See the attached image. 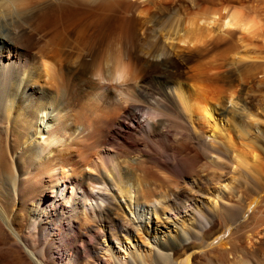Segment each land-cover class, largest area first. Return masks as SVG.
I'll list each match as a JSON object with an SVG mask.
<instances>
[{
  "label": "bare ground",
  "instance_id": "bare-ground-1",
  "mask_svg": "<svg viewBox=\"0 0 264 264\" xmlns=\"http://www.w3.org/2000/svg\"><path fill=\"white\" fill-rule=\"evenodd\" d=\"M138 1L21 0L20 10L0 20V224L24 244L32 264H258L260 259L264 264V228L247 241L249 246L240 241L227 246L220 238L252 208L253 200L247 207L240 199L239 205L219 209L217 197L234 193L228 179L219 178L212 188H204L192 177L200 156L215 163L225 159L240 176H249L256 189L264 187V124L259 123L258 136L249 139L245 104L234 102L232 91L212 87L240 73L249 75V86L264 82L258 79V73L264 77V51L248 49L243 38L256 39L264 48V0L191 6L167 20L158 16L161 12L146 15L149 8L142 9ZM117 9L122 12L118 19ZM155 24L160 26L159 34L149 30ZM138 35L141 40H136ZM143 50L148 54L146 70L134 63ZM232 51L240 52L237 62H245L233 68L232 63L221 62L217 68L222 70L216 72L214 65L206 66L211 56ZM107 52L128 61L135 82L146 75L145 81L130 88L132 106L125 113L129 119L145 113L160 116L153 123L147 117L144 122L137 120L147 136L164 132L165 122H170L166 130L174 138L168 145L162 139L159 149L138 152L122 141L114 150L94 156L104 144L108 120L123 109L111 105L109 92L88 75ZM151 72L154 78L147 76ZM75 98L78 104L73 108ZM86 105L96 110L91 131L78 127ZM259 108L255 106L256 115L262 117L264 107ZM146 155L148 160L143 158ZM138 173L147 180L168 178L177 188L176 177L189 178L194 188L188 192L202 189L204 194L192 197L186 190L168 191L170 185L164 188L162 182L161 188L155 185L157 192L150 191L141 186ZM160 174L166 175L161 179ZM90 183L112 193L94 194ZM67 188L72 190L70 196L105 203L85 228L83 219L71 214L73 209L63 216ZM43 195L50 197L49 203L41 201ZM189 199L196 206L182 213L190 220L185 224L170 212L172 208L183 212ZM58 200L62 213L56 211ZM153 200L159 205L151 209ZM220 216L224 224L218 225ZM24 225L34 244L20 232ZM41 242H48L47 250L38 249Z\"/></svg>",
  "mask_w": 264,
  "mask_h": 264
},
{
  "label": "rangeland",
  "instance_id": "rangeland-1",
  "mask_svg": "<svg viewBox=\"0 0 264 264\" xmlns=\"http://www.w3.org/2000/svg\"><path fill=\"white\" fill-rule=\"evenodd\" d=\"M192 1L191 0L190 1L189 0H178V1L177 0H174V1L167 0V2H166V0H165V2L164 1L162 2V0H148V1L147 0H139L138 2H142L141 3L142 9L143 8H146V9L149 8L146 11V15H149V14L151 15V14H154L155 12H156V15H158L161 12L160 15H158V16L161 19L163 17V20H167L168 18L169 19L172 18L175 15V13H177L179 11L181 12V10H183L184 8L185 9H189L192 7L195 8L196 6H205L207 4H212V3H218V4H229V3H231V4L232 3H238V4L241 3L242 4L243 3L244 5H248V4L252 3L250 0H240V2H238V0H231L232 2H230V0H208V1L207 0H204V1L203 0H192ZM175 2H177L179 4H177ZM178 5H179V7H178ZM141 6H140V8H141ZM185 6H188V7H185ZM177 7L179 10L176 9ZM160 9H161V11H160ZM117 13H116V18L118 19V18H120V17H118V15L122 14V12H120V10L117 9ZM155 26L154 25L152 27L150 26L151 29L149 28V30H152L154 28L153 29L154 31L152 30L153 33L156 32L155 34H159L160 33V29H159L160 26H159V24H155ZM140 31H141V29H138L137 33L140 34L141 33ZM152 31H149V32H152ZM154 35H152V37H154ZM243 38H244V41L246 40L245 43H248V45H249V46L246 45L248 47V49L251 48L250 50H252L253 48L254 49L256 48L255 50H257V51H260V50L264 51V48L259 44V42H257L258 40L250 39V38L248 39V37H243ZM137 39L141 40L142 37L140 35H138L136 40ZM237 40L238 39L236 37L235 41L239 42V40L238 41ZM161 44H164V46L166 47L167 41L165 42V40H162ZM143 51H145V50H143ZM143 51L138 52L139 56L134 58L135 59L134 63L136 64V67H142L146 70L147 69V62H145V61H146V59H148V54H146V51L145 52H143ZM235 52L236 51H232L229 54H227L225 56H221V57H220V55L219 56L214 55V57L211 56L207 60V63H205V64H206V66H210L211 64L214 65L215 68L213 70L215 72L222 70V69L220 70L219 68H217V66L221 62H223L226 65H229L230 63H232V64H230L232 68L234 66L237 67V65L240 66V64L244 63L245 61L237 62V58H238L237 56H238V53L240 54V52H237V53H235ZM231 54H233V55L231 56ZM248 61H250V60H248ZM205 64H203L202 66H205ZM224 69L225 68H223V70ZM213 70H212V72H214ZM235 73H236V70H235ZM240 74H241V76L238 78H235L234 76H233V78H231V80L226 78L224 80H221V81L215 83L212 87H215V88L218 87L217 89L227 90L228 91L227 93H230L232 91L233 101L237 102V103L241 102V103L245 104L244 110H243L245 112V116L243 118L245 121L244 124H246L245 126H246V128L249 129V131L251 130L249 139L253 138V140H254L255 135L258 136V133L256 131H257L258 125H260L259 123L264 124V116L258 117L256 115V111H255L256 105L257 106L260 105L261 108L264 107V99H263V95H264V85L263 84H264V82L258 87L256 86V84H252L251 86H249L250 82L249 83L247 82V80L250 79V78H247V77H249V75H245L242 73H240ZM155 75L156 74H154V72H151L147 76L154 78ZM242 75H243V77H242ZM254 76L255 75H253V77ZM258 76H259L258 79H263V81H264V77H262L261 74L258 73ZM140 79H138L139 81L133 83L130 86V88L137 87L138 83L140 84V83H142V81H145L146 75L144 77H141ZM58 80H59V82H61L60 78L57 79V82H58ZM244 80L246 81L247 85L245 84V82H243ZM76 87H78V86L74 85L73 90L75 92H78V88L76 89ZM83 88L86 90H90V87H87L85 85L83 86ZM100 91H104V89H102ZM107 91L109 92V95L113 98V100L115 101L114 94L110 90H107ZM260 91H262V92H260ZM82 100L84 101V99H82ZM114 101L111 103V105H113L115 103ZM163 102H165V104L168 103L164 100H163ZM135 103L140 104L141 102L136 101ZM77 104H78V99L75 98V102L72 105L73 108L74 107L76 108ZM226 104L228 106H231V104L229 102H227ZM119 106L121 107V109L122 108L123 109H122V111L120 110L116 114L115 117L113 116L110 120H108V126L109 127L107 126L108 129L106 130L107 132L105 135L104 144L99 147V150L94 154V156H97L98 154H100V152L104 153L105 151L114 150L115 148L120 146V144H121L120 142H122V141L124 142L125 145L129 146L134 151L136 150L138 152L139 151L144 152V151H147V149H150V147H152V149H153V147L155 149H159V146L157 147L158 140L163 139V140H165V142L168 145V143L174 138L173 136H170V133L167 132V130H166L167 127L170 126V122H165L166 124L164 127V132H162L160 134H157L156 132H155V134L154 133H148V136H147L145 131H144L145 129L142 126H140L139 121H137V120H141V122H144L145 118H142L144 116H140L139 119H136V118L129 119V117L125 113V108L122 107L120 104H119ZM90 108H92V109H90ZM261 108H259L260 111H261ZM262 109H264V108H262ZM93 110H94V108L92 105L91 106H89V105L83 106L82 111L79 114V121H78V123L80 124L78 126L79 129L85 131L86 127H87V129H89L91 131L93 126H95L96 115L94 114L95 113L94 111H96V110H94V111ZM260 111H259V113H261ZM138 115H140L139 112H138ZM109 116H111V115H109ZM158 118H160V116H158ZM93 119H94V121H93ZM257 119H260V120H257ZM175 120L177 122L178 121L180 122L179 119H175ZM154 121L156 122V119ZM181 122L183 123L182 119H181ZM223 122H225V120L222 121V123ZM149 123H153V120H151V121L149 120ZM164 133L166 136L163 135ZM251 134H254V135H251ZM251 136H253V137H251ZM143 158H145V160H148L150 157H149V155H146ZM196 161H197L196 165L194 164V166H195L194 171L193 172L191 171L193 173L192 177L194 176L195 179H198L204 188H212L213 185L218 181L217 179H219V178H221V179L225 178L226 179L227 178L228 180H226V181H229V186H231L232 189H234L233 191H231V193H233V192L234 193L230 197H228L226 195L223 198L222 197L220 198L219 196L217 197V199H218L217 206L219 209L227 208L228 206L232 207L231 205H233V206L239 205L238 203H240L239 202L240 199L244 200L245 206L247 207V204H249L253 200V202L251 203V206H250L252 208L251 209L248 208L247 210H245V212H243L244 210H242L243 214L239 217V220L236 221L235 225L234 224L229 225V228L227 230H225V232H223V234H220L221 240L222 241L224 240L227 242L226 245L230 244V243H238L240 241V242H242V244L244 243V244H246V246H249V244H248L249 239H251V238L253 239L256 232L260 231L262 228H264L263 227L264 226V187L261 188L260 190L256 189L254 181L251 180V178L249 176H246L244 174H242V176H240L241 174L237 173L235 166H233L234 168L229 166V164L226 162L225 159H219L218 160L219 163H215L212 160L210 161V158L200 156L199 159H197ZM153 169L156 170V168L154 166H153ZM86 171L88 172L90 170L86 169ZM140 174L141 173H138L137 177L138 178L140 177L139 181L141 184L144 183L141 186L144 188H147V189L149 188L148 190H150V191L155 192V190H156V192H157V189L161 188L160 187L161 182H162V184L164 183L163 185H161L164 188H167L166 185L167 186L170 185V183L167 182L168 178H166V179L164 178V176L166 174H160L161 179L163 177L165 181L164 180H158V179H152L150 177H148V180H147L146 176H144L142 174L140 175ZM176 178L178 179L179 183L183 186V188L187 186L186 187L187 189H183L182 187L180 189V184H179L178 188H177V186L175 187V186H173V184H171L168 191L174 190V189H176L174 191H178V192L180 190L181 191L186 190V192L189 193V195H191L192 197H200L199 195L202 193V189H200L199 191H196L195 189H193V191H191L192 193L188 192V189H191L192 186L194 188V185L190 182L189 178L184 179L183 177H180V176H178ZM68 179H70V177ZM144 179H146V182ZM243 179H245V180H243ZM67 181L70 182L69 180H67ZM90 185H91L90 189H92L94 194L97 192L102 193V191L103 192L105 191L104 193L107 192L108 194L112 193V191L105 189V187L103 188L102 185L99 186L98 184H92V183H90ZM155 185L158 186L157 189H156ZM99 187L102 189H100ZM107 188L115 190V188L112 186H109ZM53 191H56V187L53 188ZM71 191H72L71 188H67V192H66L67 202H65L66 200L64 201L65 198L63 199V201L58 200L56 202V205H57L56 211L59 213H62V210L60 209V202L61 201L64 202L65 203V211L63 213L64 218L68 217V215L70 213L68 211L73 209L74 211L71 214H74L76 216L78 215L81 219H83L82 220L83 221V228H85L90 223V219H92L95 216L96 212L103 211V209L105 207V203L102 200L93 199V198L92 199L87 198L85 200H81L80 196L77 195L78 196L77 197L76 194H71V196H70ZM77 191L80 194L82 192L78 188H77ZM224 191L229 192V190H227V189H224ZM202 194H204V193H202ZM167 196L169 197L170 194L167 193ZM171 196H172L171 198H173V195H171ZM201 197L203 199L206 198L203 195H201ZM40 199L45 204L49 203L51 200L48 195H43V196H41ZM116 201H119L121 203L123 202L122 199H117ZM193 202H194V199H192V200L189 199V201L187 202V204H189V206L187 208H183L182 209L183 212H181V210H179V212L174 211L172 208V210H171L172 212H170V215L174 219L176 218L177 220H179V217H180V220L181 221L185 220V224H186L190 220H188V218H187L188 216L185 217L184 214H182V213H184L185 210H186V213H190L191 210L194 211V206H196V204ZM157 203H158L157 201L153 200L148 206L151 209H153L154 206L159 205V203H158V205H157ZM167 203H170V202H167ZM222 204H225V206ZM25 215H24V220L26 218ZM87 219L89 221H87ZM221 219H222V217L220 216V217H218V220H216V223L218 225L221 224L219 221H221V222L223 221ZM85 221H87V222H85ZM60 224H61V221H60ZM222 224H224V223L222 222ZM24 226L25 227H23L20 232L23 231L22 233L24 235L26 234L25 235L26 241L28 240L29 242H31V241L33 242V240L27 236L28 235L27 234V230H28L27 226L26 225H24ZM58 226H59V223H57L56 228ZM0 229H1L0 230V264H32V261L30 260V256L28 254L29 251L28 252L26 251L24 244L21 241H18V240L15 241L8 233H6L4 231V229L2 228V224H0ZM250 234H251V236H250ZM216 239L214 240L215 242H213L214 245L216 244V242L218 240V239L217 240ZM225 239H227V240H225ZM236 241H238V242H236ZM44 243L45 244H43V242H41L40 246H38V244H37L38 249H40L42 246H44V248H46V250H47L46 244L48 242H44ZM32 244H34V242ZM258 261H259L258 264H261V263L263 264L261 259Z\"/></svg>",
  "mask_w": 264,
  "mask_h": 264
},
{
  "label": "clouds",
  "instance_id": "clouds-1",
  "mask_svg": "<svg viewBox=\"0 0 264 264\" xmlns=\"http://www.w3.org/2000/svg\"><path fill=\"white\" fill-rule=\"evenodd\" d=\"M21 0H0V20L13 16L21 9ZM89 78L99 88L110 90L114 94L115 103L124 108L132 106L130 98V86L135 83L131 65L122 55L113 57L111 52L98 60L90 69ZM157 119L150 117L148 113L142 118Z\"/></svg>",
  "mask_w": 264,
  "mask_h": 264
}]
</instances>
